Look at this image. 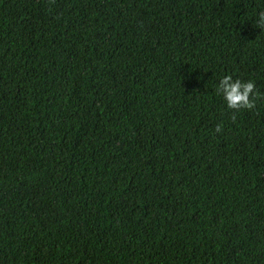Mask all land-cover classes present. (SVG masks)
<instances>
[{
	"label": "trees",
	"instance_id": "16d2710c",
	"mask_svg": "<svg viewBox=\"0 0 264 264\" xmlns=\"http://www.w3.org/2000/svg\"><path fill=\"white\" fill-rule=\"evenodd\" d=\"M260 11L0 0V264H264Z\"/></svg>",
	"mask_w": 264,
	"mask_h": 264
},
{
	"label": "clouds",
	"instance_id": "9594fccd",
	"mask_svg": "<svg viewBox=\"0 0 264 264\" xmlns=\"http://www.w3.org/2000/svg\"><path fill=\"white\" fill-rule=\"evenodd\" d=\"M254 28L264 30V11H260L253 23ZM217 93L222 95L226 106L234 113L241 110H253L256 101L264 99V95L257 91L256 84L252 81L234 79L232 75H225L219 82ZM215 131H223L222 125H217Z\"/></svg>",
	"mask_w": 264,
	"mask_h": 264
}]
</instances>
